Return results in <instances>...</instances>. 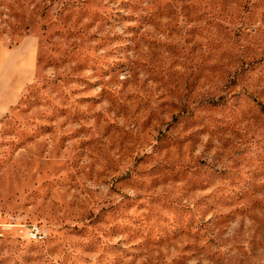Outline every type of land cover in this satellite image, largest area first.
<instances>
[{"label":"rangeland","instance_id":"rangeland-1","mask_svg":"<svg viewBox=\"0 0 264 264\" xmlns=\"http://www.w3.org/2000/svg\"><path fill=\"white\" fill-rule=\"evenodd\" d=\"M29 56L0 264H264V0H0L4 88Z\"/></svg>","mask_w":264,"mask_h":264},{"label":"crops","instance_id":"crops-1","mask_svg":"<svg viewBox=\"0 0 264 264\" xmlns=\"http://www.w3.org/2000/svg\"><path fill=\"white\" fill-rule=\"evenodd\" d=\"M33 56H29L26 61V69L22 68L21 75H18V78L10 79V84L5 88L1 85L0 82V115L7 112L18 100L19 97V88L23 84L29 83V69L28 66L33 65ZM20 76V77H19Z\"/></svg>","mask_w":264,"mask_h":264},{"label":"built area","instance_id":"built-area-1","mask_svg":"<svg viewBox=\"0 0 264 264\" xmlns=\"http://www.w3.org/2000/svg\"><path fill=\"white\" fill-rule=\"evenodd\" d=\"M21 228L26 237L31 241H44L47 237L46 232L36 223L24 224Z\"/></svg>","mask_w":264,"mask_h":264}]
</instances>
